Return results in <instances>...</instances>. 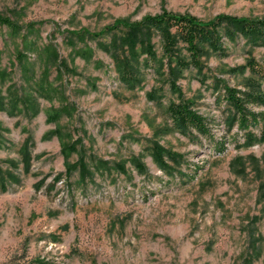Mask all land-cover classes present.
Listing matches in <instances>:
<instances>
[{
  "label": "rangeland",
  "instance_id": "1",
  "mask_svg": "<svg viewBox=\"0 0 264 264\" xmlns=\"http://www.w3.org/2000/svg\"><path fill=\"white\" fill-rule=\"evenodd\" d=\"M162 9L264 18V0H0L23 27H0V264H264V142H245L224 98L249 79L264 89L251 71L264 46L205 47L203 71L176 89L138 50L142 73L125 84L113 56H127L124 32L93 34ZM151 43L159 67L156 32ZM182 100L209 137L174 129L168 105Z\"/></svg>",
  "mask_w": 264,
  "mask_h": 264
},
{
  "label": "trees",
  "instance_id": "2",
  "mask_svg": "<svg viewBox=\"0 0 264 264\" xmlns=\"http://www.w3.org/2000/svg\"><path fill=\"white\" fill-rule=\"evenodd\" d=\"M0 27H5L12 34L20 35L22 26L11 17L0 15ZM28 27L33 28V24ZM124 32L121 43L126 47L127 56L123 57L114 53V60L121 72L120 80L125 84L137 81L139 73L143 69H150L157 73L161 67H166L172 88L176 89V81L181 77L183 71L194 69L203 71L201 58L204 55V48L210 49L220 57H225L224 39L234 42L239 38L246 40L250 47L264 46V18L253 19L220 14L209 20H201L190 14H177L162 9L160 14L148 15L140 21H132L130 18H120L114 21L111 26L105 27L93 36L101 37L106 33L117 35ZM156 32L162 40V55L166 60L159 67L156 66L157 56L154 46L151 43L152 33ZM185 46L187 57L178 54V43ZM138 50L146 55V59L135 67L132 62L138 58ZM24 55L18 54V60H22ZM254 77H263L264 66L260 67L254 63L251 65ZM244 90L237 88H224V98L234 111L230 121L232 125H237L240 132H244L245 142H264V114L254 112L251 107L264 106V89L256 79H249ZM168 114L173 122L174 129L195 133L209 137L211 130L205 117L199 114L190 101L172 102L168 105ZM262 124L259 136L253 128ZM72 149V146L68 147ZM65 150V147L62 148ZM224 150V149H223ZM76 151V149H74ZM161 166L165 162L161 161ZM83 162H79L80 172ZM69 167V166H68ZM69 167L68 169H70ZM71 170H68V174ZM55 184V182H54ZM37 264H48L37 261Z\"/></svg>",
  "mask_w": 264,
  "mask_h": 264
}]
</instances>
